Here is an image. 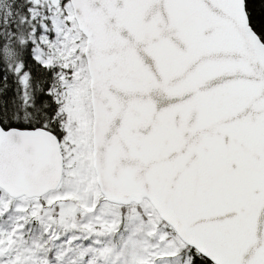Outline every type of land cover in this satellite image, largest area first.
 Wrapping results in <instances>:
<instances>
[{
	"label": "snow or ice",
	"instance_id": "6c2138e0",
	"mask_svg": "<svg viewBox=\"0 0 264 264\" xmlns=\"http://www.w3.org/2000/svg\"><path fill=\"white\" fill-rule=\"evenodd\" d=\"M251 16L246 0H0V264H264Z\"/></svg>",
	"mask_w": 264,
	"mask_h": 264
},
{
	"label": "trees",
	"instance_id": "16d2710c",
	"mask_svg": "<svg viewBox=\"0 0 264 264\" xmlns=\"http://www.w3.org/2000/svg\"><path fill=\"white\" fill-rule=\"evenodd\" d=\"M246 5H247L248 10H250L252 12V16L250 17V21H251L253 28L255 29L257 27L258 23L264 22V20H262L261 16L258 15V13L261 9V5L259 4V0H256L255 3L253 2V0H246Z\"/></svg>",
	"mask_w": 264,
	"mask_h": 264
}]
</instances>
